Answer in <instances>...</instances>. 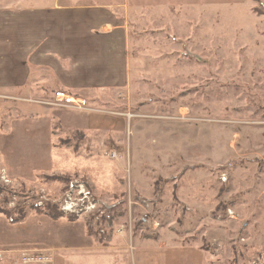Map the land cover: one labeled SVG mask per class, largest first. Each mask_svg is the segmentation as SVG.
Wrapping results in <instances>:
<instances>
[{
	"label": "rangeland",
	"instance_id": "374dc122",
	"mask_svg": "<svg viewBox=\"0 0 264 264\" xmlns=\"http://www.w3.org/2000/svg\"><path fill=\"white\" fill-rule=\"evenodd\" d=\"M131 21L129 90L0 89V264H264V0Z\"/></svg>",
	"mask_w": 264,
	"mask_h": 264
},
{
	"label": "crops",
	"instance_id": "0c3cea01",
	"mask_svg": "<svg viewBox=\"0 0 264 264\" xmlns=\"http://www.w3.org/2000/svg\"><path fill=\"white\" fill-rule=\"evenodd\" d=\"M253 1L45 0L2 8L0 89L16 90L21 99L56 89L84 98L127 91L136 73L132 37L137 33L131 25L137 23L131 20L144 13L241 8Z\"/></svg>",
	"mask_w": 264,
	"mask_h": 264
},
{
	"label": "built area",
	"instance_id": "2783aa9c",
	"mask_svg": "<svg viewBox=\"0 0 264 264\" xmlns=\"http://www.w3.org/2000/svg\"><path fill=\"white\" fill-rule=\"evenodd\" d=\"M52 106L70 108L77 111H86L89 109V104L85 98L80 96H74L70 93L64 91H57L54 93L52 100L49 103ZM113 158H117L113 155ZM74 205V204H73ZM75 206V205H74ZM74 206H67L64 208L66 213H77V209ZM79 208V207H77ZM77 210V211H76ZM54 255H41L38 257H28L23 258V264H54ZM4 256L0 254V262L3 260Z\"/></svg>",
	"mask_w": 264,
	"mask_h": 264
},
{
	"label": "trees",
	"instance_id": "16d2710c",
	"mask_svg": "<svg viewBox=\"0 0 264 264\" xmlns=\"http://www.w3.org/2000/svg\"><path fill=\"white\" fill-rule=\"evenodd\" d=\"M78 132H81V133H83L82 131H77V133H78Z\"/></svg>",
	"mask_w": 264,
	"mask_h": 264
}]
</instances>
